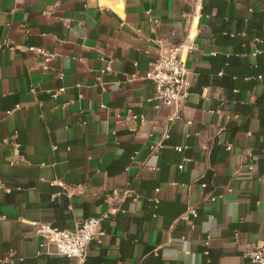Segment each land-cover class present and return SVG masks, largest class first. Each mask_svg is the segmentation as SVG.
Masks as SVG:
<instances>
[{"label": "crops", "instance_id": "crops-1", "mask_svg": "<svg viewBox=\"0 0 264 264\" xmlns=\"http://www.w3.org/2000/svg\"><path fill=\"white\" fill-rule=\"evenodd\" d=\"M204 11L0 0V259L250 264L264 239V75H252L264 72V0H206ZM186 39V95L156 110L148 64ZM11 136L23 156L12 166ZM91 217L103 236L83 262L43 247L32 226Z\"/></svg>", "mask_w": 264, "mask_h": 264}, {"label": "built area", "instance_id": "built-area-1", "mask_svg": "<svg viewBox=\"0 0 264 264\" xmlns=\"http://www.w3.org/2000/svg\"><path fill=\"white\" fill-rule=\"evenodd\" d=\"M189 3L193 5L196 12L201 8L202 0H188ZM197 15V13L195 14ZM200 13L198 14V16ZM151 32L155 31L158 21L152 20ZM257 42H260L256 39ZM196 45L193 39H186L185 41L172 45L168 48L166 53L160 58L148 64V68L143 76L145 80H148L153 85V97L154 108L156 110L160 109L163 105L176 103L182 100L186 95V84L184 81L185 71V60L182 61V54L192 52ZM8 49H13L8 47ZM28 52L44 55L42 49L29 47ZM258 51H256L257 53ZM46 69V67H44ZM109 70L108 67L104 71ZM102 71V72H104ZM33 91V88H30ZM63 89L58 90L62 92ZM53 94L52 97H55ZM14 136H11L9 140L11 141V159L9 160V165H14L17 161H22L23 156L20 151V145L13 141ZM163 148V144L150 147V151L159 150ZM179 150V149H178ZM0 190L9 193L10 189L7 188L0 181ZM15 190L19 191L20 188ZM77 194H82V187L78 186L76 188ZM192 215H195L192 212ZM34 233L39 236L42 240V246L49 248L53 246L55 249V254L60 257L67 259H75L82 262L88 245L91 241L98 239L103 236V231L101 230V218H87L76 224L72 230H61L53 227L49 224L44 223H32ZM207 252H205V255ZM246 258L250 264H264V239L262 243L246 254ZM13 259L11 256H4L0 259V264H12Z\"/></svg>", "mask_w": 264, "mask_h": 264}, {"label": "trees", "instance_id": "trees-1", "mask_svg": "<svg viewBox=\"0 0 264 264\" xmlns=\"http://www.w3.org/2000/svg\"><path fill=\"white\" fill-rule=\"evenodd\" d=\"M205 2H206V0H202V4H201V8H200V14H205L204 12V8H205ZM226 35L224 36V38H228V39H230V38H233V39H235L236 38V35H234L233 37H230L227 33H225ZM259 41H261L262 42V45L264 44V41L263 40H261V39H259ZM254 77H257L258 75H264V72H261V71H259V70H257V69H255V71H254V73L252 74ZM85 258H86V255H85V257H84V259H83V261L85 260ZM82 261V262H83ZM99 264V263H98Z\"/></svg>", "mask_w": 264, "mask_h": 264}, {"label": "water", "instance_id": "water-1", "mask_svg": "<svg viewBox=\"0 0 264 264\" xmlns=\"http://www.w3.org/2000/svg\"><path fill=\"white\" fill-rule=\"evenodd\" d=\"M190 38H193V33H192V35H191V37ZM186 52H184L183 54H182V61H184L185 60V57H186Z\"/></svg>", "mask_w": 264, "mask_h": 264}]
</instances>
